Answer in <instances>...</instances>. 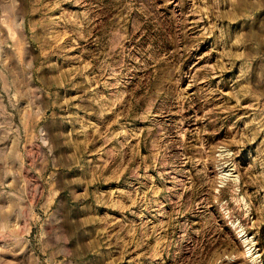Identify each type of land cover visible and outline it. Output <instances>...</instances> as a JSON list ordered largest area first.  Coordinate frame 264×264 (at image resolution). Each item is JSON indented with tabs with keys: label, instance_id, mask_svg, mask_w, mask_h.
<instances>
[{
	"label": "rangeland",
	"instance_id": "obj_1",
	"mask_svg": "<svg viewBox=\"0 0 264 264\" xmlns=\"http://www.w3.org/2000/svg\"><path fill=\"white\" fill-rule=\"evenodd\" d=\"M0 264H264V0H0Z\"/></svg>",
	"mask_w": 264,
	"mask_h": 264
},
{
	"label": "bare ground",
	"instance_id": "obj_2",
	"mask_svg": "<svg viewBox=\"0 0 264 264\" xmlns=\"http://www.w3.org/2000/svg\"><path fill=\"white\" fill-rule=\"evenodd\" d=\"M159 171V170H158ZM160 207V206H159ZM158 215H159V213H158Z\"/></svg>",
	"mask_w": 264,
	"mask_h": 264
}]
</instances>
